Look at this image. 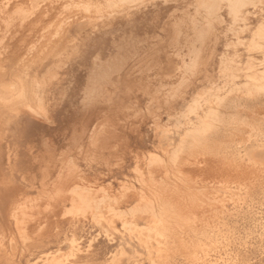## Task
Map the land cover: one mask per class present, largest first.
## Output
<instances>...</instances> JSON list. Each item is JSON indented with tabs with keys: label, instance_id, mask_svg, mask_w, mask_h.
<instances>
[{
	"label": "rangeland",
	"instance_id": "obj_1",
	"mask_svg": "<svg viewBox=\"0 0 264 264\" xmlns=\"http://www.w3.org/2000/svg\"><path fill=\"white\" fill-rule=\"evenodd\" d=\"M0 264H264V0H0Z\"/></svg>",
	"mask_w": 264,
	"mask_h": 264
},
{
	"label": "bare ground",
	"instance_id": "obj_2",
	"mask_svg": "<svg viewBox=\"0 0 264 264\" xmlns=\"http://www.w3.org/2000/svg\"><path fill=\"white\" fill-rule=\"evenodd\" d=\"M8 4V3H7ZM7 8V7H6ZM2 10V9H1ZM5 11H6V9H5ZM2 33V32H1ZM248 77V76H247ZM250 77V76H249ZM201 137V136H200ZM203 139V138H202ZM191 152V151H190ZM190 155V154H189ZM193 157V156H192ZM140 185H141V182H140ZM156 186V185H155ZM151 188V187H150ZM152 189V188H151ZM129 192V191H128ZM83 194V193H82ZM126 194V193H125ZM77 195V194H76ZM123 195V194H122ZM82 196H84V195H82ZM88 196H90L89 194H88ZM121 197H123V196H121ZM125 197V196H124ZM154 197V196H153ZM83 198V197H82ZM79 200H80V198H79ZM122 200V199H121ZM81 201V200H80ZM116 201V200H115ZM86 203V202H85ZM90 203V202H89ZM82 205H83V203H82ZM117 205V204H116ZM86 207V206H85ZM86 209V208H85ZM153 214V213H152ZM151 215V214H150ZM27 226V225H26Z\"/></svg>",
	"mask_w": 264,
	"mask_h": 264
}]
</instances>
